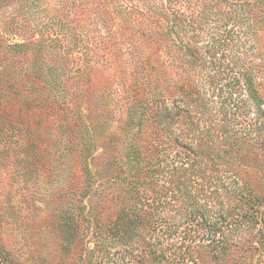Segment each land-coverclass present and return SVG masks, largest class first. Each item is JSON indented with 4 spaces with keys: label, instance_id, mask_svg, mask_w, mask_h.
<instances>
[{
    "label": "rangeland",
    "instance_id": "obj_1",
    "mask_svg": "<svg viewBox=\"0 0 264 264\" xmlns=\"http://www.w3.org/2000/svg\"><path fill=\"white\" fill-rule=\"evenodd\" d=\"M263 4L0 0V264H264ZM234 70L243 100L227 111L240 157L200 167L196 204L178 187L184 169L163 168L182 147L167 139L178 117L161 111L180 81L206 94L211 76ZM212 169L238 172L239 185L211 199ZM171 191L155 216L164 229L119 239L109 224L121 201L149 220Z\"/></svg>",
    "mask_w": 264,
    "mask_h": 264
},
{
    "label": "trees",
    "instance_id": "obj_2",
    "mask_svg": "<svg viewBox=\"0 0 264 264\" xmlns=\"http://www.w3.org/2000/svg\"><path fill=\"white\" fill-rule=\"evenodd\" d=\"M214 45L209 49V52L215 57L222 51V48L219 42ZM211 83L215 84L212 86L213 90L205 94L194 81H180L177 85L171 109L166 106L161 111L162 121L164 118L176 119L178 117L180 122L177 127L167 130V139L169 136L174 138L183 150L179 149L174 154H172L173 151H169L166 155L168 160L164 161L163 168L169 167L168 170L172 172H175L178 168L184 169V172H181L182 177L178 187L180 189V186H183L184 193L182 196L187 200H196L198 197L197 194L193 193L191 187L195 186L194 182H198L199 177H203L200 173L205 171V169L200 168L202 165L216 166L240 157V151L236 145L242 138L241 129L234 123H228L234 113L227 111L230 109L227 105L235 106L243 100L240 86L241 72L240 70H234L232 73L227 72L226 76L223 77L214 74L211 76ZM43 95V99L47 100L45 92ZM200 109L205 110V113H203V116L197 117L195 111ZM207 112L208 115H206ZM219 112L224 114L220 116ZM195 117L197 122H195ZM202 118L206 123L204 127H200ZM207 123L209 124L207 125ZM216 140H218V143L212 145ZM188 170H191V176L189 177L186 176ZM212 171L210 178L214 186L210 192L211 199L220 198V190L223 188L228 189L230 184L239 185L240 183L241 176L238 172L233 173V176H219L218 173H215L216 169H212ZM231 177L232 179H230ZM171 192H173L171 195L168 193L161 194V200L151 210L149 220L142 215V208L138 204L128 205L121 201L116 212L110 218L109 225L115 228L119 239L125 242L130 241L141 229L148 228V225L153 227L152 230L164 229L167 223L166 218L162 216L155 218V216L158 212H163L168 205L174 204V198H177V194L174 191ZM152 201L155 200L147 202L150 204ZM188 205L192 206L194 203L190 202ZM200 209V207H197L195 212H201ZM191 214H194V210L191 211ZM189 220L194 219H187L186 221ZM207 220L203 221L207 222ZM62 229L64 234L70 237L75 230L74 221L64 222ZM149 244L154 245L152 242Z\"/></svg>",
    "mask_w": 264,
    "mask_h": 264
}]
</instances>
